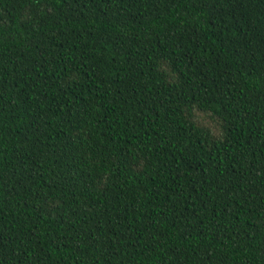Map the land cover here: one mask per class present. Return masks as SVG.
Wrapping results in <instances>:
<instances>
[{
	"label": "trees",
	"instance_id": "1",
	"mask_svg": "<svg viewBox=\"0 0 264 264\" xmlns=\"http://www.w3.org/2000/svg\"><path fill=\"white\" fill-rule=\"evenodd\" d=\"M0 264H264V0H0Z\"/></svg>",
	"mask_w": 264,
	"mask_h": 264
},
{
	"label": "rangeland",
	"instance_id": "2",
	"mask_svg": "<svg viewBox=\"0 0 264 264\" xmlns=\"http://www.w3.org/2000/svg\"><path fill=\"white\" fill-rule=\"evenodd\" d=\"M198 119L203 124L210 125L214 128L217 127V123L212 120V117L210 115L198 114Z\"/></svg>",
	"mask_w": 264,
	"mask_h": 264
}]
</instances>
